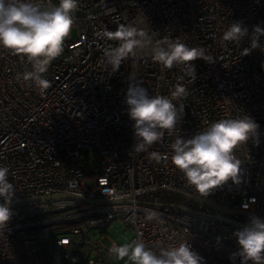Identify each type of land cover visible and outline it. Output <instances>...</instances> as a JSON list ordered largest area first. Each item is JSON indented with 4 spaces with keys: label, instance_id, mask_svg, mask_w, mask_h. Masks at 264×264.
<instances>
[{
    "label": "built area",
    "instance_id": "built-area-1",
    "mask_svg": "<svg viewBox=\"0 0 264 264\" xmlns=\"http://www.w3.org/2000/svg\"><path fill=\"white\" fill-rule=\"evenodd\" d=\"M34 2L49 6L59 0ZM72 16L75 37L70 33L62 55L43 74L50 82L43 94L18 78L32 70L27 59L0 48V165L10 170L12 202L53 194L130 201L12 207L10 222L0 230V264H113L110 247L134 239L157 252L183 241L202 264H241L234 255L239 251L235 233L250 225L248 217L226 216L243 225L238 227L215 218L202 204L170 203L168 194L152 191L174 190L264 219V37L260 48L243 55L254 26L264 29V0H77ZM233 22L248 29L239 43L222 40ZM121 24L145 29L154 42L168 37L204 48L213 62L193 61L194 80L183 65L167 69L153 61L149 49L130 56L113 73L103 49L118 41L99 39L97 33L114 32ZM130 82H140L150 96L170 95L178 82L187 87L175 132H165L163 141L149 149L167 160L156 162L148 153L132 151L134 121L124 102ZM243 115L259 125V145L249 140L237 150L241 182L229 181L200 197L172 164L170 144L219 119ZM147 210L160 219L148 220ZM113 222L121 228L114 229L117 236L129 232L126 241L106 234Z\"/></svg>",
    "mask_w": 264,
    "mask_h": 264
},
{
    "label": "clouds",
    "instance_id": "clouds-1",
    "mask_svg": "<svg viewBox=\"0 0 264 264\" xmlns=\"http://www.w3.org/2000/svg\"><path fill=\"white\" fill-rule=\"evenodd\" d=\"M76 8L77 0H59L58 5L49 6L34 0H0V48L27 59L32 70L18 78L30 82L40 94L50 87L43 74L50 63L62 55L65 40L72 31V13ZM97 36L99 39L118 41V46L103 49L105 63L111 66L113 73L130 56L149 49L153 61L167 69L183 65L186 75L194 80L193 61L203 59L213 62V57L207 55L204 48L189 47L179 39L168 37L154 42L145 29L133 24H121L116 31L104 30ZM246 36L248 29L241 22H233L223 33L222 40L239 43ZM261 37H264V29L254 26L249 38L250 47L243 50V55L260 48ZM188 94L187 87L179 82L170 95L155 96H150L140 82L128 84L124 102L128 106L129 118L134 121L135 143L132 151L148 153L149 159L156 162L167 160L166 155L149 152V149L163 141L165 132L173 135L184 112L183 100ZM258 129L254 119L243 115L212 122L191 138L177 136L169 146L172 164L200 197H207L229 181L239 184L242 161L237 150L249 140L258 146ZM9 172L7 166L0 165V198L3 200L0 203V230L7 226L13 215L9 205L15 196V188L9 181ZM146 218L159 220L160 214L147 210ZM235 236L239 251L234 255L240 258L241 264H264V221L252 217L250 225L237 231ZM109 252L125 264H202L203 261L191 245L183 241L176 246L160 247L157 252L142 239H134L122 245L113 244Z\"/></svg>",
    "mask_w": 264,
    "mask_h": 264
},
{
    "label": "water",
    "instance_id": "water-1",
    "mask_svg": "<svg viewBox=\"0 0 264 264\" xmlns=\"http://www.w3.org/2000/svg\"><path fill=\"white\" fill-rule=\"evenodd\" d=\"M152 192H156V193H163V194H168V195H173L179 198H182L184 200L187 201H191V202H195L198 204H202L208 208H210L213 212V216L217 219L223 220L227 223L236 225L238 227H242L243 225L241 223L235 222L233 220H231L230 218L226 217L227 215H232V214H240L243 216L248 217L250 220L252 217V215L250 214H245V213H239V212H234V211H225L222 210L220 208H218L217 206L211 204L208 201L202 200V199H197L194 197H191L189 195L180 193L178 191H174V190H158L155 189ZM62 200H66V201H80V202H84V203H88V204H98V205H104V204H121V203H128L130 201V197H124V198H119V199H114V200H105V199H101V200H88L85 198H81V197H77L74 195H69V194H53L50 196H43V197H36V198H30V199H21V200H17V201H13L11 202V204L9 205L10 208L12 207H17V206H21V205H26V204H31V203H35V204H39V203H47V202H56V201H62ZM223 214V215H221ZM262 221H264V219L260 218Z\"/></svg>",
    "mask_w": 264,
    "mask_h": 264
},
{
    "label": "rangeland",
    "instance_id": "rangeland-1",
    "mask_svg": "<svg viewBox=\"0 0 264 264\" xmlns=\"http://www.w3.org/2000/svg\"><path fill=\"white\" fill-rule=\"evenodd\" d=\"M71 34H72V37L74 38L75 37V30L74 29L71 31ZM114 229H119L121 231V228L116 223H114V222L111 223L108 226V228L106 229V234L109 237H111L112 239H116V240L122 242V241H126L130 237L129 232H127V233L122 232V233H120L117 236L115 234V232H114ZM125 230H127V229H125ZM104 234L105 233H98L97 236L100 237V236H102ZM113 264H125V261H120V260L115 259V257H113Z\"/></svg>",
    "mask_w": 264,
    "mask_h": 264
},
{
    "label": "trees",
    "instance_id": "trees-1",
    "mask_svg": "<svg viewBox=\"0 0 264 264\" xmlns=\"http://www.w3.org/2000/svg\"><path fill=\"white\" fill-rule=\"evenodd\" d=\"M84 170L86 171V173L90 172L86 166H84ZM166 199L168 202L174 203V204H182V203L184 204L185 203L183 199L173 196V195H166Z\"/></svg>",
    "mask_w": 264,
    "mask_h": 264
}]
</instances>
